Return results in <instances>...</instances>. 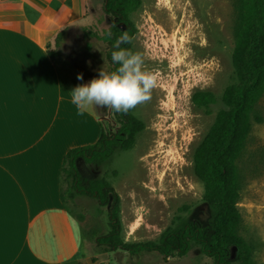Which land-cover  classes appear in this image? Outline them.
<instances>
[{"label": "rangeland", "instance_id": "374dc122", "mask_svg": "<svg viewBox=\"0 0 264 264\" xmlns=\"http://www.w3.org/2000/svg\"><path fill=\"white\" fill-rule=\"evenodd\" d=\"M86 2V21L67 29L56 48L60 57L78 65L83 84L89 83L92 76L98 78L102 68H111L105 44L82 36L83 27L102 35L110 18L103 13V0ZM130 20L136 29L131 49L142 54L145 68L157 76L151 99L133 111L144 129L133 147L115 154L108 165L80 166V172L86 178L105 179L118 194L124 240L147 242L156 241L167 227L174 228L182 221L197 220L207 225L211 218L203 200V185L193 174V153L215 115L225 109V89L235 83L231 54L238 11L232 0H139ZM173 35L182 62L179 70L171 60ZM86 43L90 44L89 49ZM59 67L65 76L64 68ZM197 91L214 95L215 101L208 109L193 105L191 97ZM255 114L259 121L251 119L237 162L236 206L241 219L239 236L253 247L255 264H264V96L258 101ZM100 119L102 131L116 132L119 124L113 110L107 109ZM86 200L80 198L81 205L68 203L74 213L65 215L69 231L63 245L81 255L93 247L89 244L93 235L107 230L106 209L104 216L92 217L88 210L94 202ZM75 213L84 215L83 225L75 220ZM94 247L103 251L95 244ZM107 254L111 260L124 264L161 262L155 253L133 258L122 251ZM167 262L212 264L194 244L183 259L168 258Z\"/></svg>", "mask_w": 264, "mask_h": 264}, {"label": "crops", "instance_id": "0c3cea01", "mask_svg": "<svg viewBox=\"0 0 264 264\" xmlns=\"http://www.w3.org/2000/svg\"><path fill=\"white\" fill-rule=\"evenodd\" d=\"M86 5L0 0V264H124L94 249L91 239L83 255L63 245L65 215L74 213L59 198L63 159L94 144L102 121L92 108L77 113L71 91L83 79L69 60L48 52L60 31L84 24Z\"/></svg>", "mask_w": 264, "mask_h": 264}, {"label": "trees", "instance_id": "16d2710c", "mask_svg": "<svg viewBox=\"0 0 264 264\" xmlns=\"http://www.w3.org/2000/svg\"><path fill=\"white\" fill-rule=\"evenodd\" d=\"M232 1L238 11L231 54L235 83L225 89L222 96L225 109L215 115L193 153V174L203 185V200L211 211L208 224L202 225L197 220L182 221L174 228L167 227L156 241L124 240L118 194L105 179L86 178L80 172V166L108 165L115 154L130 150L143 131L144 125L133 115L134 109L128 113L113 110L119 124L116 132L101 131L94 144L70 149L61 167L59 198L62 203L81 205L80 198L94 202L90 203L88 214L95 218L104 216L103 210L106 209V232L91 237L93 243L103 249L102 253L122 251L131 258L155 253L161 257V262L155 264H165L168 258L184 257L194 244L203 256L212 260V264H255L253 247L239 236L237 162L244 150L251 119L259 121L255 109L264 96V0ZM138 6L139 0H103V13L110 18L108 28L102 35L82 28L86 40L95 39L105 44L110 71L117 67L111 61L113 42L124 32L134 36L136 29L130 15ZM66 30L56 35L54 49L48 52L51 59L60 55L56 48ZM109 30L113 34L111 39L107 36ZM85 46L90 48L89 43ZM121 47L131 48V44ZM69 61L81 74L78 65ZM191 101L197 108L208 109L215 98L211 92L197 91ZM105 113L107 108H94V115L98 118ZM76 219L82 222L84 215L76 213Z\"/></svg>", "mask_w": 264, "mask_h": 264}, {"label": "clouds", "instance_id": "9594fccd", "mask_svg": "<svg viewBox=\"0 0 264 264\" xmlns=\"http://www.w3.org/2000/svg\"><path fill=\"white\" fill-rule=\"evenodd\" d=\"M109 30L107 36L112 38ZM133 37L127 32L113 42L111 61L117 65L113 71H99V77L89 83L77 85L71 91V102L77 113L82 115L92 107H102L116 112L128 113L138 105L151 99L152 90L157 86V76L145 68L141 53L121 47L131 44ZM78 80L83 79L78 74Z\"/></svg>", "mask_w": 264, "mask_h": 264}, {"label": "bare ground", "instance_id": "6f19581e", "mask_svg": "<svg viewBox=\"0 0 264 264\" xmlns=\"http://www.w3.org/2000/svg\"><path fill=\"white\" fill-rule=\"evenodd\" d=\"M175 37H174V35H173V37H172V42H173V44H174V50H173V53H172V58H171V60H172V65L176 68V70H179L180 68H181V64H182V62L180 61V59H179V49H178V46L176 45V43L174 42L175 41Z\"/></svg>", "mask_w": 264, "mask_h": 264}]
</instances>
